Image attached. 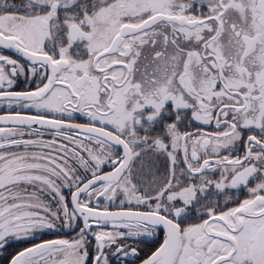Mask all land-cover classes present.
<instances>
[{
  "label": "snow or ice",
  "instance_id": "snow-or-ice-1",
  "mask_svg": "<svg viewBox=\"0 0 264 264\" xmlns=\"http://www.w3.org/2000/svg\"><path fill=\"white\" fill-rule=\"evenodd\" d=\"M0 264H264V0H0Z\"/></svg>",
  "mask_w": 264,
  "mask_h": 264
}]
</instances>
